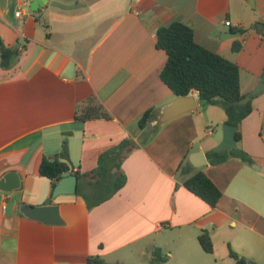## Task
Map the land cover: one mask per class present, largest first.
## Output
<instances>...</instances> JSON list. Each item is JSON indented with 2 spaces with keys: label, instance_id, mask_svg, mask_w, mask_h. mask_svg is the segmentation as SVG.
Returning a JSON list of instances; mask_svg holds the SVG:
<instances>
[{
  "label": "crops",
  "instance_id": "obj_1",
  "mask_svg": "<svg viewBox=\"0 0 264 264\" xmlns=\"http://www.w3.org/2000/svg\"><path fill=\"white\" fill-rule=\"evenodd\" d=\"M34 1L0 0V37L13 53L3 67L0 48V183L16 172L24 185L0 188V264H87L92 255L109 264H150L155 248L167 255L165 264H237L229 245L264 264V91L240 127L238 146L253 166L235 157L210 163L227 116L196 91L188 97L197 110L144 131L138 126L146 111L159 114L177 98L161 79L168 56L157 47L158 29L175 21L241 68L248 96L264 78V39L252 29L264 24V0H42L33 10ZM230 32L241 35L228 38ZM236 42L243 45L238 53ZM90 97L111 120H77ZM68 133L71 162L84 179L77 194L51 201L52 181L40 164L62 151ZM126 138L138 146L122 164L127 183L90 210L85 196L97 182L98 158ZM199 151L208 160L201 168L222 192L214 208L184 186L189 171L178 176ZM45 205L59 207L62 224L21 211ZM201 231L210 233L214 254L202 249Z\"/></svg>",
  "mask_w": 264,
  "mask_h": 264
},
{
  "label": "trees",
  "instance_id": "obj_2",
  "mask_svg": "<svg viewBox=\"0 0 264 264\" xmlns=\"http://www.w3.org/2000/svg\"><path fill=\"white\" fill-rule=\"evenodd\" d=\"M264 39V24L258 22L252 26ZM242 35L245 33L238 30ZM157 47L166 52L168 58L164 69L161 72L162 81L169 86L176 97H188L193 92H198L200 100L209 105H220L226 113V123L238 127L237 141L241 142L242 135L240 127L244 119L252 112V97L247 104L240 101L246 96L241 89V68L234 62L216 54L196 43L193 29L179 21L172 22L167 26L160 27L157 31ZM0 48L6 60L1 62L3 67L9 66V57L12 51L6 48L0 37ZM241 42H236L233 51L238 53L242 50ZM76 118L82 122L96 119L111 120V116L105 111L103 105L96 97H90L81 107L77 108ZM158 118V111L150 109L146 111L138 122L141 130H147L152 122ZM148 137L151 141L156 135ZM71 133L64 139L62 151L54 158H43L40 164V174L52 181L53 191L57 180L65 172L75 173L74 166L70 159L69 141ZM138 146L134 145L132 138H126L118 145L100 154L98 166L94 171L97 182L91 184L90 192L85 196L89 209L97 207L105 201L115 196L125 185L127 176L122 169L123 161ZM209 161L213 165L226 162L229 158L235 157L249 166L254 165L253 158L243 149L236 151L218 153L213 151L208 155ZM189 171L191 176L183 179L184 186L192 193L200 197L211 208H214L222 198L221 190L208 177L204 169L194 168L188 158L182 162L178 169V176L181 178ZM80 180L84 177L80 175ZM106 179H110L111 186L104 196H96V190L101 188V184ZM82 182V181H81ZM98 187V188H96ZM90 194V195H89ZM94 197V201L92 199ZM199 243L202 249L208 254H214V243L209 232L201 231ZM150 264H165L167 255L160 248H155L151 254ZM228 255L237 264H255L243 257H240L232 247L228 246ZM87 264H109L100 256H91Z\"/></svg>",
  "mask_w": 264,
  "mask_h": 264
},
{
  "label": "water",
  "instance_id": "obj_3",
  "mask_svg": "<svg viewBox=\"0 0 264 264\" xmlns=\"http://www.w3.org/2000/svg\"><path fill=\"white\" fill-rule=\"evenodd\" d=\"M42 6V0H36L32 4V9L37 10ZM240 33H226L228 38L240 36ZM15 57L11 58L14 63ZM264 91V78L257 85L256 88L244 99L240 101L241 104H247L251 101L253 96H256ZM198 106L195 97H177L169 106L167 105L158 114L157 125L161 126L166 122L180 116L181 114L197 110ZM238 127L228 123L223 125V139L221 143L215 148L218 153L232 152L239 149L237 141ZM206 156L202 151L190 155L189 161L195 168H201L208 164ZM79 172H65L56 182V187L52 192L50 200H55L60 195H74L78 193ZM23 182L21 176L16 172L8 173L0 183V188L6 191L22 190ZM22 214L34 220L44 222L45 224H62V219L57 205H45L40 207L24 206L21 208Z\"/></svg>",
  "mask_w": 264,
  "mask_h": 264
},
{
  "label": "rangeland",
  "instance_id": "obj_4",
  "mask_svg": "<svg viewBox=\"0 0 264 264\" xmlns=\"http://www.w3.org/2000/svg\"><path fill=\"white\" fill-rule=\"evenodd\" d=\"M112 184H111V182H110V179H106L105 181H104V183H102L100 186H101V188H98V187H96V188H98L97 190H96V196H104L105 194H106V191L108 190V188L111 186ZM90 195V194H89ZM92 199H93V201H94V197H92Z\"/></svg>",
  "mask_w": 264,
  "mask_h": 264
},
{
  "label": "built area",
  "instance_id": "obj_5",
  "mask_svg": "<svg viewBox=\"0 0 264 264\" xmlns=\"http://www.w3.org/2000/svg\"><path fill=\"white\" fill-rule=\"evenodd\" d=\"M17 16H18V17L21 16V12H20V11L17 13ZM225 24H226L227 26H231V25H232L230 21H227Z\"/></svg>",
  "mask_w": 264,
  "mask_h": 264
}]
</instances>
